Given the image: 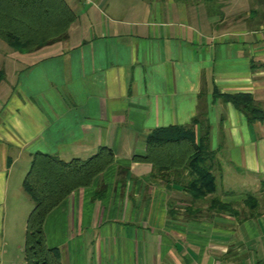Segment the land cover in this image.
I'll return each instance as SVG.
<instances>
[{
  "label": "crops",
  "instance_id": "0c3cea01",
  "mask_svg": "<svg viewBox=\"0 0 264 264\" xmlns=\"http://www.w3.org/2000/svg\"><path fill=\"white\" fill-rule=\"evenodd\" d=\"M66 1L65 38L29 52L0 38V264H13L23 214L11 184L32 155L86 159L103 146L114 162L44 222L62 264H264V118L221 97L248 93L264 110V0ZM199 111L216 191L194 199L133 156L150 130Z\"/></svg>",
  "mask_w": 264,
  "mask_h": 264
},
{
  "label": "trees",
  "instance_id": "16d2710c",
  "mask_svg": "<svg viewBox=\"0 0 264 264\" xmlns=\"http://www.w3.org/2000/svg\"><path fill=\"white\" fill-rule=\"evenodd\" d=\"M76 15L66 0H0V38L18 52H29L66 37ZM5 73L0 69V81ZM248 121L264 118V110L248 93L221 94ZM206 111L188 124L150 130L143 155L133 159L152 165V177L177 184L194 199L216 191V152L211 148V124ZM114 162L112 149L103 146L86 159L65 161L56 155H32L22 187L34 205L25 224V264H62L56 247L48 246L44 222L48 214L72 191L90 186ZM218 209L227 204L214 198Z\"/></svg>",
  "mask_w": 264,
  "mask_h": 264
},
{
  "label": "rangeland",
  "instance_id": "374dc122",
  "mask_svg": "<svg viewBox=\"0 0 264 264\" xmlns=\"http://www.w3.org/2000/svg\"><path fill=\"white\" fill-rule=\"evenodd\" d=\"M29 165H30V163H29ZM22 181H23V179H18V178L16 179L15 178L13 180V183L11 184V188L13 190L14 196L20 193L17 196V207H18V211L23 214V216L19 215L20 216L19 222L17 224V228H15V233L13 235L12 241H11V243H9V245L7 246L6 251H5V252H8V254L10 256H12L11 260H13V264H25L24 252H23L24 238H25V224H26V220H27V217H28V214L30 211L26 214L27 211L22 212L21 210L22 209L25 210L28 207L31 210L33 208V205H34L33 201L30 199V197L25 193L24 190H22L23 189ZM74 191H72V192H74ZM5 258H6V260L4 261V264H9V262H7V255L6 254H5Z\"/></svg>",
  "mask_w": 264,
  "mask_h": 264
}]
</instances>
